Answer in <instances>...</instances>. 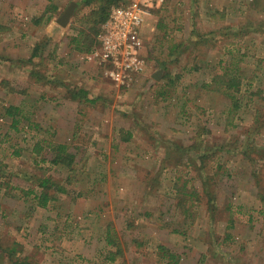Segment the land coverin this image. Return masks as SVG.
Returning <instances> with one entry per match:
<instances>
[{
    "label": "rangeland",
    "instance_id": "obj_1",
    "mask_svg": "<svg viewBox=\"0 0 264 264\" xmlns=\"http://www.w3.org/2000/svg\"><path fill=\"white\" fill-rule=\"evenodd\" d=\"M113 3L0 0V108L38 123L0 122V264H264V0H166L129 87L84 60ZM230 57L255 92L219 120ZM39 138L75 153L70 181ZM41 175L69 192L36 205Z\"/></svg>",
    "mask_w": 264,
    "mask_h": 264
},
{
    "label": "trees",
    "instance_id": "obj_2",
    "mask_svg": "<svg viewBox=\"0 0 264 264\" xmlns=\"http://www.w3.org/2000/svg\"><path fill=\"white\" fill-rule=\"evenodd\" d=\"M89 1L91 0H85V2H89ZM107 2H109L110 4L111 3L117 4L115 0H107ZM109 10H106L105 7L101 8V18L99 20V28H100L101 23L107 18ZM99 28H98V31H99ZM81 34L82 35L84 34L83 30H79L77 34L74 37H72V41L76 43L74 47L80 50H82V47L79 45V40H78L77 35H81ZM95 41H96V36L93 37V39L91 40L89 45L84 49V51L86 52L89 51L95 44ZM36 49L34 48V50ZM232 59L233 58L230 57L229 61L223 58H220L218 60L219 65L224 64V67H222L223 73L216 75V94H221L223 96V99H224L223 102L225 105L224 107L220 109V114L222 116L219 117V120L220 119L224 120L225 116L229 117L231 114L235 115V113L238 112L240 108L242 107L244 101L248 99L251 100L252 94H254L255 92V91H250V89L246 88V85H251L252 83L243 81L244 76H242L239 71L241 68L240 65L235 68H230V63L232 62ZM236 60L240 62L242 61V60H238L237 58ZM236 63L238 62H235V64ZM224 68L226 71L224 70ZM206 86H209L208 82H204L202 87L207 90H210V88H207ZM257 90H258V85L256 86V91ZM210 91H212V89ZM255 111L256 112H255V116L253 119V122H254L253 131L257 133V131L258 130L260 131V128L264 126V119L261 120V114L259 112V109H256ZM25 112L27 114L23 113L22 108L19 104L12 103V104L3 106L0 108V120H1L0 122L2 124L9 123L8 127L13 128L14 130L17 129V131L20 130L19 125H21L23 130L24 128H26L27 131L31 129H37L38 123L31 121L30 116L32 113L29 111H25ZM22 118L25 121H23ZM257 123H263V125L257 124ZM125 132L127 134V137L126 136L122 137L123 138L122 140L127 141L131 137L132 132L130 130H125ZM45 143L47 146V150L51 153V157L49 159H47L46 156L40 157V159L37 160V163H39L40 161L41 162L47 161L49 165L65 170L66 176L64 177V179L70 181L73 177L72 171H73V165L75 164V159H76L75 153L68 149L69 146L66 143L53 144L50 141H44L43 139H40V138L34 145L33 147L34 150H38L37 147L41 149L40 144H45ZM15 153L17 152L15 151ZM13 154H14V151H13ZM92 179L93 181H95L97 178H92ZM86 181H89V179L88 180L86 179ZM54 192L68 193L69 190L61 186L59 183H57V181L51 175H41V176H38L35 180V183L30 186L27 194L31 195L32 199L35 200L36 205L40 207H46L48 202L54 198V194H53ZM228 205L229 207L227 208V210L230 209V206H233L231 201H229ZM235 207L240 209L241 206L235 205ZM258 212H261V214H263L264 216V209L259 210ZM229 213L230 214L227 220L228 222H230V225H232L233 224V218L231 217L232 212H229ZM107 227L108 228L106 229V231L110 229L109 226ZM171 231L179 232L178 229L176 228H172ZM227 235L229 236V233ZM107 243L109 244L110 241ZM167 255L169 256V258H173L175 256L171 253ZM19 264H23V263H19Z\"/></svg>",
    "mask_w": 264,
    "mask_h": 264
},
{
    "label": "built area",
    "instance_id": "obj_3",
    "mask_svg": "<svg viewBox=\"0 0 264 264\" xmlns=\"http://www.w3.org/2000/svg\"><path fill=\"white\" fill-rule=\"evenodd\" d=\"M166 0H119L101 23L93 47L84 60L96 65L101 74L118 87H129L145 71L142 26L145 17Z\"/></svg>",
    "mask_w": 264,
    "mask_h": 264
},
{
    "label": "crops",
    "instance_id": "obj_4",
    "mask_svg": "<svg viewBox=\"0 0 264 264\" xmlns=\"http://www.w3.org/2000/svg\"><path fill=\"white\" fill-rule=\"evenodd\" d=\"M179 48H181V44H179Z\"/></svg>",
    "mask_w": 264,
    "mask_h": 264
}]
</instances>
